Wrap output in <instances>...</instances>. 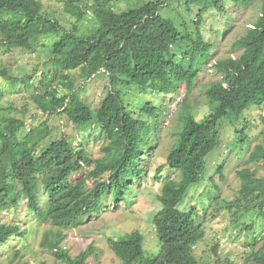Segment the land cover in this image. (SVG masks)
Instances as JSON below:
<instances>
[{
  "label": "trees",
  "instance_id": "obj_1",
  "mask_svg": "<svg viewBox=\"0 0 264 264\" xmlns=\"http://www.w3.org/2000/svg\"><path fill=\"white\" fill-rule=\"evenodd\" d=\"M62 1L64 11L76 19L91 14L95 28L84 35L75 24L66 28L44 9L43 0H0V45L32 52L35 39L48 40L42 44L49 49V56L32 92L37 109L47 115L64 114L76 127L87 123L98 127L97 133L92 127L79 144L63 136L61 144L50 140L39 151L43 139L51 135L47 122L33 124L23 134L18 133L22 124L0 123V213L16 210L25 200L29 210L62 227L101 211L107 207L108 197L115 205L126 201L133 193L132 183L144 177L142 153L150 147L162 104L156 106L148 100L141 107L155 121L133 117L123 88L138 87L157 96L176 92L184 84L186 91H191L214 46L200 30L203 13L213 9L225 21L226 3L232 7L258 5L255 20L232 43L240 53L213 64L220 79L206 88L209 112L196 119L188 101H182L179 143L169 149L164 162L168 173L174 174L163 176L157 195L160 208L152 217L157 251L145 253L143 234L138 230L108 238L120 264H206L194 253L204 237L201 218L194 214L195 207L186 211L179 205L190 186L205 179L213 182V176L206 178L204 171L207 154L220 144L219 121L225 117L238 121L252 108L264 107V0H181L186 9L191 5L195 9L192 16L184 15L177 22L160 12L169 0H148L119 13L111 8L116 0ZM81 3L87 4L86 10ZM101 73L106 75L109 89L100 105L92 109L77 91L81 81ZM0 76L15 80L4 68H0ZM30 78L24 82L29 84ZM244 122L235 126L240 144L246 139ZM94 140H105L100 156L90 152L88 142ZM261 159L264 146L258 144L247 163ZM222 167V162L215 167L221 178ZM235 175L240 180L238 193L246 200L243 208L255 210L263 221L262 233L245 247L242 264H264V175L248 166L237 169ZM21 230L17 223L0 222L1 250H7ZM58 235L46 240L52 254L63 263L85 264L94 253L89 245L71 256L59 246ZM17 254L15 249L12 258Z\"/></svg>",
  "mask_w": 264,
  "mask_h": 264
},
{
  "label": "rangeland",
  "instance_id": "obj_2",
  "mask_svg": "<svg viewBox=\"0 0 264 264\" xmlns=\"http://www.w3.org/2000/svg\"><path fill=\"white\" fill-rule=\"evenodd\" d=\"M148 0H116L111 3L113 11L119 13L136 7ZM44 9L57 18L66 28L75 24L79 34L90 33L96 26L91 14L81 19L65 12L62 0H43ZM226 20L221 18L213 9L205 11L200 22V30L214 46L209 50L207 62L200 68L197 79L191 91L187 92L181 84L176 92L162 95L143 93L138 87H124V100L129 105L133 117L155 121L141 111V107L148 100H153L156 106L162 104L159 117L156 119L157 128L151 131L150 147L144 149L141 164L145 169L142 180L132 183L133 193L126 201L112 202L108 197L107 207L101 211L83 217L77 224L67 227L57 226L47 219L38 216L21 200L16 210L9 209L0 213V222L17 223L22 227L20 235L10 240L8 249L0 248V264H65L52 254L50 242L52 236L59 234V246L66 249L71 256L78 255L89 245L94 247L85 264H120L108 244L109 237L138 230L143 234V247L146 254L157 251L158 241L152 224V217L160 208L157 195L160 192L161 180L165 175H173L164 165L169 149L179 143L178 131L180 122L178 113L182 101H188L196 119H201L209 112L206 97L207 86L220 75L214 70L216 60L225 57H236L240 50L233 48L232 43L245 28L250 26L257 14L258 5L250 3L247 6L232 7L226 3ZM83 10L87 4L81 3ZM186 9L181 0H169L160 12L172 18L175 22L181 17L192 16L194 5ZM216 16V18H214ZM186 18V17H185ZM195 18V17H194ZM193 20H196L193 19ZM225 22L227 23L225 25ZM194 24H190L193 29ZM36 46L32 52L17 49H6L0 45V68H4L8 76H14L12 81L0 76V123L22 124L18 133L23 134L31 125L47 122L51 135L43 139L39 151L44 149L50 140L62 143L66 136L74 145L79 144L90 132L92 127L98 132L97 125L93 124L76 127L64 114L47 115L38 110L32 98L45 60L49 56V49L42 42L43 38L35 39ZM31 76L29 84L24 81ZM78 95L92 109H96L109 89L106 75L98 74L89 80L81 81ZM264 107L252 108L244 113L238 121L222 118L219 121L220 144L206 156L205 177L213 176V182L205 179L197 185H192L179 205L189 211L195 207L194 214L200 216L204 229V237L194 247L196 257L206 264H242L245 257V247L258 237L263 230V221L255 210H245L246 200L238 193L240 180L236 177L237 169L248 166L256 170L258 175H264V160L247 163L249 153L256 145L264 146V123L261 115ZM244 119L246 121L244 122ZM234 122V123H233ZM246 124V139L243 144L238 142L235 126ZM105 140L89 141L90 152L100 156V146ZM222 162V176L215 173V167ZM163 166L161 172L157 168ZM40 203L44 207V196L41 194ZM18 250L12 258L14 250Z\"/></svg>",
  "mask_w": 264,
  "mask_h": 264
}]
</instances>
